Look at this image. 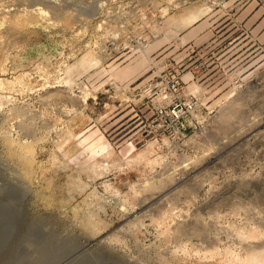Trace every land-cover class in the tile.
Wrapping results in <instances>:
<instances>
[{
  "label": "rangeland",
  "instance_id": "1",
  "mask_svg": "<svg viewBox=\"0 0 264 264\" xmlns=\"http://www.w3.org/2000/svg\"><path fill=\"white\" fill-rule=\"evenodd\" d=\"M252 2L250 71L227 55L226 89L162 101L150 80L191 47L170 19L209 5L210 37L253 40L235 16ZM263 16L264 0H0V264H264ZM194 88L184 116L155 114Z\"/></svg>",
  "mask_w": 264,
  "mask_h": 264
},
{
  "label": "crops",
  "instance_id": "2",
  "mask_svg": "<svg viewBox=\"0 0 264 264\" xmlns=\"http://www.w3.org/2000/svg\"><path fill=\"white\" fill-rule=\"evenodd\" d=\"M208 10L209 8L205 6L196 7L188 9L179 19L172 17L168 25L171 26L174 24L175 27L167 30V32H175V35L177 34L176 41H179L177 43L179 47L188 43L191 44L188 45L191 46L188 51L189 55L186 56L185 53L179 57L182 63L181 80L183 83L187 84V86L194 84L193 71H197V81L199 80L201 85L204 84L202 86L203 88L208 91H219V89L224 90L226 87L217 86V83L220 82L219 80H222L218 65L223 66V62L233 54L232 59H237L236 63H238V66H236L238 69L237 72L242 74L247 70L250 71L251 66H254L253 63L258 59L255 49L257 48L256 44L260 43L263 37L261 34L263 9L261 6H257L255 2H252L237 10L235 13L236 19L243 22L245 26H249L254 38L250 40L247 39L246 35L239 34L238 37L231 41L229 40L230 33L232 32L230 31V23L227 24V28L222 32L224 34H219L221 36L220 38H213L211 36V39V29L205 30L208 22L203 19ZM230 45L233 47L228 48ZM188 46L184 47L183 50L181 49L180 53ZM213 50H215L214 53ZM219 50L222 53L216 56L215 53ZM246 52H253V54L246 58ZM200 63L201 65H199ZM253 69L255 68H252V71H254Z\"/></svg>",
  "mask_w": 264,
  "mask_h": 264
},
{
  "label": "built area",
  "instance_id": "3",
  "mask_svg": "<svg viewBox=\"0 0 264 264\" xmlns=\"http://www.w3.org/2000/svg\"><path fill=\"white\" fill-rule=\"evenodd\" d=\"M181 58H178L176 60V66L174 67V72L171 74V72L167 73V74H171V79L169 81H165V83H163L164 76H167L166 74H162L163 76H161L160 74H157L155 78H152L150 80V85L153 86V88L155 87H159V97L162 99L163 98L167 99L168 96L174 92H176V94H181L184 95V89L186 88V86L184 85L183 81L181 80V74H182V70H181ZM201 65V63L199 64ZM197 71H193V81L195 82V84H198L197 81ZM198 88H201L200 86H198ZM242 85L241 82H239L237 84V87L240 88V86ZM198 93L197 89H192L189 92V96L188 98L184 101V98L182 96V100H176L175 102H173V108H172V112H168L169 108L165 105H162L163 103L159 100H157L154 104L155 105V110L158 116L162 117L163 115H167L170 117L169 121H175L178 120L180 117L184 116L186 111H189L188 108H190V105H194L195 104V94ZM183 102V103H182ZM156 131V130H154Z\"/></svg>",
  "mask_w": 264,
  "mask_h": 264
},
{
  "label": "bare ground",
  "instance_id": "4",
  "mask_svg": "<svg viewBox=\"0 0 264 264\" xmlns=\"http://www.w3.org/2000/svg\"><path fill=\"white\" fill-rule=\"evenodd\" d=\"M43 1H45V0H43ZM103 2H105V1H103ZM99 4H101V3H99ZM96 5H97V4H96ZM96 5H95V6H96ZM101 5H102V4H101ZM59 6H60V5H59ZM95 6H94V8L97 7V6H96V7H95ZM204 6H205L206 8H209V9H210V6H209V5H204ZM165 11H166V10H165ZM91 12H92V11H91ZM6 82H7V81H6ZM2 87H3V80H2V78H0V89H1ZM195 87H196V86H195ZM1 91H2V90H1ZM3 91H4V90H3ZM90 93H91V92H90ZM6 95H7V94H6ZM68 98H69V97H68ZM86 98H87V96H86V93H85L84 100H86ZM3 99H5V96H4L3 94H0V105L3 104V103H2V102H3ZM76 100H77V99H76ZM72 109H73V108H72ZM71 111H72V110H71ZM60 114H61V113H60ZM69 234H70V233H69ZM60 236H61V235H60ZM73 236H74V235H73ZM73 236H72V237H73ZM65 237H66V235H65ZM76 237H77V236H76ZM76 237H75V238H76ZM65 239H66V238H65ZM28 247H29V246H28ZM28 250L30 251V249H28ZM79 253H80V254L77 255V256L68 257L67 260H69V259H70V260L78 259V258H77L78 256L81 257V258L85 257V256H84V254H85L84 250H80ZM34 254H35V253H34ZM41 254H42V253H41ZM35 255H36V254H35ZM80 255H81V256H80ZM38 256H39V255H38ZM27 259H28V258H27ZM45 259H46V258H45ZM83 259H84V258H83ZM74 261H76V260H74ZM32 262H33V261H32ZM119 264H120V263H119Z\"/></svg>",
  "mask_w": 264,
  "mask_h": 264
}]
</instances>
